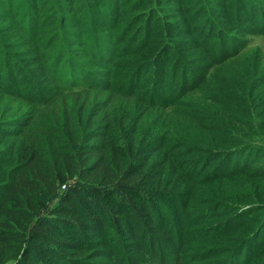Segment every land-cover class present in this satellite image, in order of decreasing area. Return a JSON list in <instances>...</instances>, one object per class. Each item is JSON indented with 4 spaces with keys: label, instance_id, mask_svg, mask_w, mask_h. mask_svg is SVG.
Segmentation results:
<instances>
[{
    "label": "trees",
    "instance_id": "1",
    "mask_svg": "<svg viewBox=\"0 0 264 264\" xmlns=\"http://www.w3.org/2000/svg\"><path fill=\"white\" fill-rule=\"evenodd\" d=\"M128 3L0 0V89L28 106L20 120H0V264H264V65L236 68L239 79L223 72L264 36V0ZM192 12L206 48L199 71L162 37L178 28L164 15ZM120 15L122 38L104 54L96 24ZM153 34L162 39L143 47ZM88 44L97 72L77 62ZM172 54L184 63L167 80ZM23 61L48 90L24 92ZM211 79L218 88L206 99L219 115L209 118L184 93ZM160 106H177L188 128L154 136Z\"/></svg>",
    "mask_w": 264,
    "mask_h": 264
},
{
    "label": "rangeland",
    "instance_id": "2",
    "mask_svg": "<svg viewBox=\"0 0 264 264\" xmlns=\"http://www.w3.org/2000/svg\"><path fill=\"white\" fill-rule=\"evenodd\" d=\"M128 1L130 0H124V5L128 6L129 3ZM228 9L231 10L233 12V7L232 5H230V1H228ZM122 5H120L121 7ZM187 5H184L183 7H185ZM106 7V3L104 4V10ZM88 10H86V15H89V18H95L96 16H98L100 19H102V16H100V14H97V11H91L90 7L87 6ZM114 8L116 9L117 6L114 5ZM165 8V7H163ZM172 8L174 10H177L176 7H169ZM97 9V8H96ZM190 9H193L192 7H186L185 10L186 12L190 11ZM93 12V14H92ZM102 12V11H101ZM104 12V11H103ZM167 13V12H166ZM193 13L190 14L188 16V19H182L180 18L177 13H168V14H173L172 16H167L164 15V19H167L175 25L178 28L175 29L171 34H167V30L166 34L164 35L162 33V37L163 40L165 39V41H169L170 44H175L174 46H176V51L177 53H179V56L184 58L186 61L187 60H191L194 61L193 64L189 65V66H193V68L196 71H199L200 69H202L203 67V62H205L204 59L201 58V56L203 55V51L202 48L204 47V43L203 46L201 47L200 42L198 39H195L192 34L195 32V28H198L199 23L201 20H197L195 17H193ZM177 18V19H176ZM127 16H118V23L117 21H111L109 22V26H112L114 24H117L113 27H109L108 25H105L104 22H99L97 25V29H96V39L98 38L99 42H100V47L98 48V50H103L105 51L104 54H110L114 48H116L118 46V41L122 38V34L124 32V28L123 26L125 25V20H127ZM249 20V19H248ZM103 23V24H101ZM109 27V30H106L105 32H99V30L101 28H106ZM141 32V31H140ZM157 34V33H156ZM156 34L148 39L149 40V45H143V47L145 48H149L150 46H152L154 43L152 42H157L158 40H161L162 37L160 34H158L156 36ZM143 35V34H142ZM101 36V39H99ZM141 35H139L140 37ZM63 37V35L61 36ZM141 39V38H140ZM140 39H138V42H140ZM251 40L250 44H248V48H246L245 52H243L242 54H245V56H243L242 58L238 57L236 60L233 61H229L226 63L225 65V69L226 71L222 70L224 72V76L225 79H228L230 76L233 78H237L239 79L240 77L237 75L236 73V68H245V69H252V67L255 65L256 62L258 61H262V64L264 65V36H258L256 35V37H250L249 38ZM144 40H147L146 38ZM143 42V40L140 42V44ZM123 44V42L121 43V45ZM155 45V44H154ZM88 50L84 53L85 56L80 57L77 62L79 64H82L83 67H85L86 69H89L90 72H93V69L95 68L96 71V64L93 60V58L96 56L94 53V49L92 48V45L88 44L87 46ZM206 50V48H205ZM97 53V51H96ZM73 56V54H72ZM70 57V55H69ZM71 58V57H70ZM180 62H179V61ZM122 67L121 69H124L127 67V65H123V63H128L131 61V59L129 58H125L122 59ZM183 64L184 61L183 59H180L179 57L177 58L175 55L172 54L171 58L168 60V62H166V67L163 69V67L161 69H163V74H165V78L168 80L169 75H170V71L171 69L176 70V67H180V64ZM151 65H153V61L152 63L150 62ZM22 65H24V69H25V74L20 75L19 77L21 78L22 82H23V90L24 92H31L33 90V87H39L42 86L45 88V91L48 90L50 88V85L47 83H41L40 80L37 78H35L36 73L33 72V66H26L25 61H23ZM161 65H164V63L162 62ZM186 65L188 66V62H186ZM154 67V65L152 66ZM182 67H180L181 69ZM66 70V69H64ZM128 70V68L126 69ZM221 71V73H223ZM40 72V71H39ZM97 72V71H96ZM233 72V73H232ZM235 74V76H234ZM141 76H143L142 78H146L148 75L145 74L143 75V72H141L140 74ZM3 76V75H2ZM34 76V78H32V80H29L28 77ZM177 76L181 77V72L177 71ZM220 78V75H219ZM176 83L173 85V87L175 89H178V80L179 78L175 79ZM189 80V78L187 79ZM34 81V83H33ZM134 81V80H133ZM137 78L135 79V81L133 82V84L135 83V88H137V93H141L139 96L143 99V97L146 99L145 102L148 104H152L149 103V98H148V92L145 88H142V86H138L137 85ZM0 82L3 83V80H1ZM9 86V85H8ZM216 88H218V82L214 81L213 79H211V81L207 84V87H205L203 84L200 85H196L191 87V89L187 90L184 94L185 96L189 99L192 100V107L194 109H200L199 114H203L206 117H210V115L212 113L218 114L219 112L216 109L215 106V102H207L206 99V94H212L214 93V90H216ZM6 90H9L11 92H14V89H12L11 87H6ZM190 91H192L190 93ZM17 100V99H15ZM14 99H12L11 97H6L3 95V90L0 89V120L6 119L8 120V122L14 121V120H20L23 116L24 113L27 112L28 110V106L25 102H22L20 100L15 101ZM162 101H165L166 98L161 99ZM16 102V103H15ZM155 105L157 106L156 108L151 109V114L154 112V110L159 109V105L158 103H155ZM161 109L159 111V113L162 114L163 116V120H159V121H153V125L150 127V129H152L151 132H153L154 136H157V134H163L162 132L165 131V129L168 131V129L170 131V134L175 135L177 134L180 130L181 127L184 125L185 129L188 128V124H187V120H183L177 111L178 110L177 106H172V108H168L166 106H160ZM166 107V108H163ZM226 111V110H225ZM225 116V114H224ZM230 123H232L233 125H235V128H237L240 124L237 122V119L235 118L234 120H231ZM194 132L199 135L200 137L203 138H207L209 139V137L205 134V133H198L197 127H194ZM185 133V132H184ZM234 134H239L237 133L235 130L234 132H232ZM241 136V135H240ZM168 141V140H166ZM175 141V140H174ZM9 142L8 139H5L4 141H1V144H5ZM175 150H178V148L175 147ZM243 181V180H242ZM264 182V181H263ZM200 230L205 229V226H200L199 227ZM124 242H127L125 239H123ZM146 244H149L151 242H148L145 240ZM198 245H203V242H200ZM198 248H201V247ZM91 254V253H90ZM95 264H108L103 258H98L95 261Z\"/></svg>",
    "mask_w": 264,
    "mask_h": 264
}]
</instances>
